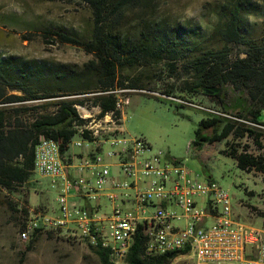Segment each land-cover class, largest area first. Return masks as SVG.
Wrapping results in <instances>:
<instances>
[{
  "label": "trees",
  "instance_id": "16d2710c",
  "mask_svg": "<svg viewBox=\"0 0 264 264\" xmlns=\"http://www.w3.org/2000/svg\"><path fill=\"white\" fill-rule=\"evenodd\" d=\"M87 1L94 17L89 41L53 31L46 33L91 55L83 71L35 68L13 57L0 59V192L19 194L17 188L31 180L34 148L40 136L59 142L62 154H71L69 145L77 135V127L83 124L76 106H84L85 101L79 96L91 95L90 101L100 108L101 117L112 113L122 125L117 96L106 93L140 89L136 80L126 85L122 73L128 68L151 65H161L170 74L181 67L187 75L181 90L209 99L220 107L215 111L228 116L208 114L202 119L195 131L196 140L191 143L193 148L224 141L226 149L222 153L232 157L240 170L247 174L264 172L262 157L248 154L246 149L237 153L226 142L247 137L264 149V123L259 121L264 112V29L260 37L253 38L245 34L243 27L245 15L260 13L258 7L248 0H227L217 8V21L208 36L200 28L143 21L136 38H132L114 25L120 21L123 6L141 0ZM161 94L170 97L172 92ZM27 102L38 104L31 109L14 107ZM22 212L27 214L26 210ZM144 244L145 238L139 232L127 256L128 264H171L189 254L185 249L148 256ZM30 245L31 241L26 250ZM91 249L99 264H111L107 251Z\"/></svg>",
  "mask_w": 264,
  "mask_h": 264
},
{
  "label": "rangeland",
  "instance_id": "374dc122",
  "mask_svg": "<svg viewBox=\"0 0 264 264\" xmlns=\"http://www.w3.org/2000/svg\"><path fill=\"white\" fill-rule=\"evenodd\" d=\"M226 1L141 0L123 6L120 21L114 26L132 38H136L138 26L143 25V21L167 27L200 28L201 33L208 36L217 21V8ZM248 1L261 12L245 15L244 32L248 37L258 38L264 29V0ZM92 13L87 0H0V59L13 57L30 67L81 72L91 55L79 46L62 42L53 35L46 36V33L53 31L87 42L93 31ZM122 76L126 85L136 80L137 88H140L127 89L130 91L125 95L128 103L122 112V136L144 141L153 153H163L169 164L186 167L203 183H215L230 198L232 218L260 230L264 236V172L247 174L240 170L232 157L222 153L226 149L224 141L204 144L198 149L191 146L196 140L195 131L200 121L208 117V113L186 103L220 111L218 104L183 92L182 83L187 75L181 67L173 74L161 65L128 68ZM164 91L172 94L167 97L161 94ZM90 96L79 98L85 101L84 106L93 118H98ZM37 104L27 102L14 107L31 109ZM259 121L264 123V112ZM226 142L232 144L237 153L246 149L248 154L264 160V149H259L247 137L229 138ZM107 149L114 150L105 145L103 150ZM70 152L86 154L83 147L71 146ZM17 192L19 194L0 192V264H99L88 245L68 238L63 232L40 233L30 239L31 248L26 250L30 241L18 242L20 225L32 211L55 212L57 191L51 188L49 178L34 173L27 184L17 188ZM171 264L197 262L193 255L187 254Z\"/></svg>",
  "mask_w": 264,
  "mask_h": 264
},
{
  "label": "built area",
  "instance_id": "2783aa9c",
  "mask_svg": "<svg viewBox=\"0 0 264 264\" xmlns=\"http://www.w3.org/2000/svg\"><path fill=\"white\" fill-rule=\"evenodd\" d=\"M129 91L106 94L117 96L116 109L123 112ZM76 109L83 124L69 147H83L86 154H62L59 142L39 137L34 173L51 180L57 210L29 213L19 227V243L40 233L63 232L107 251L111 264H128L140 232L148 256L187 249L197 264H264L262 232L232 218L226 192L211 181L201 182L184 166L169 164L144 141L123 137L112 113L101 117L95 107L99 117L93 118L85 106ZM105 145L114 150L104 151Z\"/></svg>",
  "mask_w": 264,
  "mask_h": 264
},
{
  "label": "crops",
  "instance_id": "0c3cea01",
  "mask_svg": "<svg viewBox=\"0 0 264 264\" xmlns=\"http://www.w3.org/2000/svg\"><path fill=\"white\" fill-rule=\"evenodd\" d=\"M123 116V115H122Z\"/></svg>",
  "mask_w": 264,
  "mask_h": 264
}]
</instances>
